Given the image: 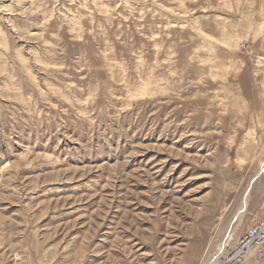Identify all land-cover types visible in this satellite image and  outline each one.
Listing matches in <instances>:
<instances>
[{
  "label": "rangeland",
  "instance_id": "374dc122",
  "mask_svg": "<svg viewBox=\"0 0 264 264\" xmlns=\"http://www.w3.org/2000/svg\"><path fill=\"white\" fill-rule=\"evenodd\" d=\"M262 216L264 0H0V264H222Z\"/></svg>",
  "mask_w": 264,
  "mask_h": 264
},
{
  "label": "built area",
  "instance_id": "2783aa9c",
  "mask_svg": "<svg viewBox=\"0 0 264 264\" xmlns=\"http://www.w3.org/2000/svg\"><path fill=\"white\" fill-rule=\"evenodd\" d=\"M264 249V216L253 223L238 237L234 247L225 249L222 264H246L252 255H260Z\"/></svg>",
  "mask_w": 264,
  "mask_h": 264
},
{
  "label": "bare ground",
  "instance_id": "6f19581e",
  "mask_svg": "<svg viewBox=\"0 0 264 264\" xmlns=\"http://www.w3.org/2000/svg\"><path fill=\"white\" fill-rule=\"evenodd\" d=\"M225 249H226V247L224 246L221 250H220V252L222 251V253L225 251ZM263 253H264V249H263V251H262V253L260 254L261 256L263 255Z\"/></svg>",
  "mask_w": 264,
  "mask_h": 264
}]
</instances>
